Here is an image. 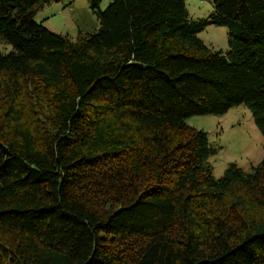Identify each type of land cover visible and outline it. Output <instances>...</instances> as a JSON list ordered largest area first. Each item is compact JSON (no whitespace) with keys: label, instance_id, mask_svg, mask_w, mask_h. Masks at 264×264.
Instances as JSON below:
<instances>
[{"label":"trees","instance_id":"obj_1","mask_svg":"<svg viewBox=\"0 0 264 264\" xmlns=\"http://www.w3.org/2000/svg\"><path fill=\"white\" fill-rule=\"evenodd\" d=\"M39 1L0 0V264H264V154L216 177L184 120L243 104L264 139V0H91L75 40Z\"/></svg>","mask_w":264,"mask_h":264},{"label":"rangeland","instance_id":"obj_2","mask_svg":"<svg viewBox=\"0 0 264 264\" xmlns=\"http://www.w3.org/2000/svg\"><path fill=\"white\" fill-rule=\"evenodd\" d=\"M112 0H99L104 9ZM214 0H183L193 20L206 19L214 9ZM91 0H40L32 6L34 20L50 30L75 40L96 31L99 23L92 10ZM197 36L211 50L229 48V29L224 25L208 23ZM12 45L0 39V50L10 52ZM185 122L207 132L211 146L216 148L208 161L216 177L235 164L249 171L264 154V139L256 127L249 109L239 104L223 114H200L186 117Z\"/></svg>","mask_w":264,"mask_h":264}]
</instances>
